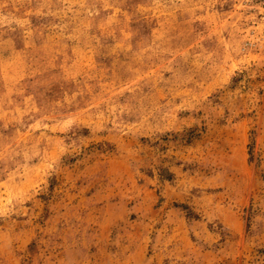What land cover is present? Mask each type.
I'll return each instance as SVG.
<instances>
[{
	"label": "clouds",
	"instance_id": "1",
	"mask_svg": "<svg viewBox=\"0 0 264 264\" xmlns=\"http://www.w3.org/2000/svg\"><path fill=\"white\" fill-rule=\"evenodd\" d=\"M0 264H264V0H0Z\"/></svg>",
	"mask_w": 264,
	"mask_h": 264
}]
</instances>
